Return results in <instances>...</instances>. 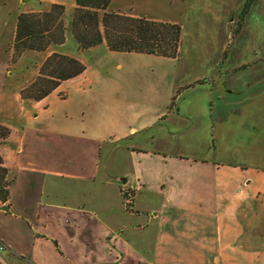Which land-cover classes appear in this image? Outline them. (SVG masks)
Here are the masks:
<instances>
[{
	"label": "crops",
	"instance_id": "1",
	"mask_svg": "<svg viewBox=\"0 0 264 264\" xmlns=\"http://www.w3.org/2000/svg\"><path fill=\"white\" fill-rule=\"evenodd\" d=\"M69 33L73 37L71 29ZM65 36L41 62L53 53L74 57L63 50ZM11 54L0 57V125L10 130L0 143V155L15 177L8 203H0V264H12L10 254L34 264H264L262 168L147 151L131 142L122 144L105 172L96 163L95 172L80 173L75 167L82 164L65 157L32 163L31 145L45 143L32 125L48 113L52 93L40 101L23 100V84H8L4 75L11 73ZM211 68L194 64L191 69L201 70L199 77L185 83L187 89L207 91L198 115L206 129L228 123L236 113L235 92L216 84ZM177 112L193 123L188 108ZM136 134L134 127L124 133L125 138ZM33 164H52L55 170ZM72 164L74 172L63 169ZM124 190L132 193L131 211L122 201ZM138 215L144 220L138 221Z\"/></svg>",
	"mask_w": 264,
	"mask_h": 264
},
{
	"label": "rangeland",
	"instance_id": "2",
	"mask_svg": "<svg viewBox=\"0 0 264 264\" xmlns=\"http://www.w3.org/2000/svg\"><path fill=\"white\" fill-rule=\"evenodd\" d=\"M247 1L112 0L108 12L181 26L179 54L170 59L111 52L104 43L80 50L69 33L75 0H0V57L12 52L8 61L11 73L4 75L8 84H23L20 95L40 76V67L48 57L41 62L42 56L56 46L40 53L24 51L16 55L13 32L20 13L46 12L52 4L63 5L68 38L63 50L85 67L80 76L62 82L52 92L46 103L48 113L32 125L45 137V143H37L34 148L31 145L32 163L65 157L82 164V168L67 165L65 171L74 172V166L80 173H93L97 163L105 172L123 150L122 144L131 142L147 151L207 157L225 165L264 170V0H253L248 15L243 17ZM25 54L29 56L23 57ZM196 63L212 67L213 81L225 83L226 89L235 92V116L215 129H206L198 116L202 115L207 91L185 88V83L193 84L199 77L201 70L191 69ZM180 108H188L194 115L193 123L177 117ZM130 127L136 128L137 134L125 138ZM234 127L243 128L235 134L229 132ZM175 128L178 133L168 135ZM51 165L33 167L50 172L55 170ZM122 201L127 210L134 208L132 200L127 203L123 194ZM138 216L140 222L145 218ZM12 264L22 263L14 259Z\"/></svg>",
	"mask_w": 264,
	"mask_h": 264
},
{
	"label": "trees",
	"instance_id": "3",
	"mask_svg": "<svg viewBox=\"0 0 264 264\" xmlns=\"http://www.w3.org/2000/svg\"><path fill=\"white\" fill-rule=\"evenodd\" d=\"M112 0H75L70 20L71 34L79 49L86 50L105 43L111 52H129L176 59L181 43V26L177 23L154 21L108 12ZM253 0H248L241 13L248 15ZM64 6L52 4L46 12L20 13L14 37V53L24 51L44 52L51 45L65 42L62 20ZM84 65L75 57L53 53L40 67V76L21 91L23 100L40 101L67 80L81 75ZM10 130L0 125V143ZM15 181L10 176L0 155V203L7 204L10 188ZM124 195V194H123ZM22 264L30 260L10 254Z\"/></svg>",
	"mask_w": 264,
	"mask_h": 264
},
{
	"label": "built area",
	"instance_id": "4",
	"mask_svg": "<svg viewBox=\"0 0 264 264\" xmlns=\"http://www.w3.org/2000/svg\"><path fill=\"white\" fill-rule=\"evenodd\" d=\"M122 194H124V196L126 197V201H127V203H130L131 202V200H132V194H131V192H128V191H122ZM3 248L2 247H0V251L2 250Z\"/></svg>",
	"mask_w": 264,
	"mask_h": 264
},
{
	"label": "water",
	"instance_id": "5",
	"mask_svg": "<svg viewBox=\"0 0 264 264\" xmlns=\"http://www.w3.org/2000/svg\"><path fill=\"white\" fill-rule=\"evenodd\" d=\"M121 181H122L123 183H125L126 180H125V179H121Z\"/></svg>",
	"mask_w": 264,
	"mask_h": 264
}]
</instances>
